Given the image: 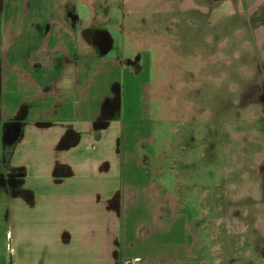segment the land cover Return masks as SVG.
<instances>
[{"label": "crops", "instance_id": "crops-1", "mask_svg": "<svg viewBox=\"0 0 264 264\" xmlns=\"http://www.w3.org/2000/svg\"><path fill=\"white\" fill-rule=\"evenodd\" d=\"M49 1L0 0V264H209L192 213L143 169L164 106L144 102L160 66L139 18Z\"/></svg>", "mask_w": 264, "mask_h": 264}, {"label": "rangeland", "instance_id": "rangeland-1", "mask_svg": "<svg viewBox=\"0 0 264 264\" xmlns=\"http://www.w3.org/2000/svg\"><path fill=\"white\" fill-rule=\"evenodd\" d=\"M257 1L260 5L251 10L236 1V94L232 82L181 76L184 60L168 54L167 43L161 44L165 64V53L156 55L158 78L146 81L142 90L149 93L145 104L159 97L164 106V119H159L160 102L151 101L150 121L156 129L153 133L144 125L154 142L144 146L148 165L143 169L155 171L162 183L168 181L173 207L192 213L198 245L209 264H264V38L261 43L258 39L264 1ZM52 2L32 0V7L46 3L49 11ZM78 12L84 19L89 16L86 5ZM216 16L203 17V26ZM233 19L229 15L224 24ZM114 22L107 28L112 54L121 47ZM197 35L191 38L193 44ZM200 68L199 63L189 67L194 72Z\"/></svg>", "mask_w": 264, "mask_h": 264}, {"label": "flooded vegetation", "instance_id": "flooded-vegetation-1", "mask_svg": "<svg viewBox=\"0 0 264 264\" xmlns=\"http://www.w3.org/2000/svg\"><path fill=\"white\" fill-rule=\"evenodd\" d=\"M104 1H95L93 3L94 10L109 7L120 11L123 15L129 14L139 18L140 23H136V25L139 24L143 30L138 32L135 37L145 45L151 46L156 54L158 52L164 54L161 44L167 43L169 45L166 49L168 54L174 56L178 54L176 59L184 60V69L179 71L181 76L189 78L192 75H198L202 81L232 82V90L236 94V35L239 36V32L236 33L237 0ZM259 5L260 3L256 1L251 9ZM243 6L251 10L247 8L246 3ZM64 10L68 11L67 4ZM231 14L234 17L233 23L224 24L225 19L229 18ZM209 15L217 16L203 26V17L208 19ZM258 31L259 34H264V28H260ZM198 33H200L201 39H198L197 44H193L191 38H197ZM258 37L261 38L260 35ZM104 38L106 39L108 36L104 34ZM182 47L185 50H182ZM258 47H261V44H257ZM174 48L179 49L178 53L173 52ZM166 56L165 53L163 64L167 61ZM194 63H199L201 66L199 72L189 69L190 65ZM248 75L251 77L252 73L250 72ZM261 90L264 92V86L261 87ZM260 99L264 100V94L260 96ZM232 102L235 103L236 109V100L233 99Z\"/></svg>", "mask_w": 264, "mask_h": 264}, {"label": "built area", "instance_id": "built-area-1", "mask_svg": "<svg viewBox=\"0 0 264 264\" xmlns=\"http://www.w3.org/2000/svg\"><path fill=\"white\" fill-rule=\"evenodd\" d=\"M152 192H153L154 194L159 193V188H158V186H154L153 189H152Z\"/></svg>", "mask_w": 264, "mask_h": 264}, {"label": "bare ground", "instance_id": "bare-ground-1", "mask_svg": "<svg viewBox=\"0 0 264 264\" xmlns=\"http://www.w3.org/2000/svg\"><path fill=\"white\" fill-rule=\"evenodd\" d=\"M261 38H264V34H260Z\"/></svg>", "mask_w": 264, "mask_h": 264}]
</instances>
